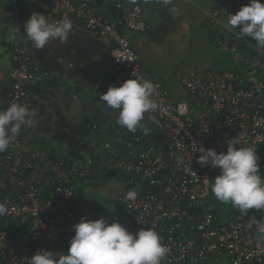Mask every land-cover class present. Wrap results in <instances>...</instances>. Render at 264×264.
I'll use <instances>...</instances> for the list:
<instances>
[{
  "label": "built area",
  "instance_id": "2783aa9c",
  "mask_svg": "<svg viewBox=\"0 0 264 264\" xmlns=\"http://www.w3.org/2000/svg\"><path fill=\"white\" fill-rule=\"evenodd\" d=\"M18 1L28 4L30 15L42 13L50 22L70 18L72 33L84 28L108 38L113 44L111 73L153 82L158 108L145 113L141 122L147 135L140 128L130 132L118 125L104 133L90 125L84 149L67 155L27 149L21 134L28 124H22L8 149L0 152V203L8 208L0 216V264H30L38 250L67 254L73 225L81 217L119 222L132 233L156 230L169 249L162 264H209L223 257L230 264H264V236L256 230L264 210L249 209L243 215L236 209L231 219L221 220L208 202L220 169L198 163L201 147L226 152L227 141L237 136L241 147L256 148L264 178V48L251 37L238 38V27L226 26L229 16L250 0H228L208 14L211 43L228 54L230 63L183 75L187 100H176L164 80L138 61L129 33L148 29L138 10L125 13L121 2L115 5L116 15L107 17L98 12L97 0ZM11 56L14 67L0 110L18 103L33 112L32 87L56 84L20 41L11 42ZM177 157H183V165ZM190 165L193 171H186ZM113 184L117 193L105 202L89 197L91 188ZM129 190L138 193L135 200L126 199Z\"/></svg>",
  "mask_w": 264,
  "mask_h": 264
},
{
  "label": "clouds",
  "instance_id": "9594fccd",
  "mask_svg": "<svg viewBox=\"0 0 264 264\" xmlns=\"http://www.w3.org/2000/svg\"><path fill=\"white\" fill-rule=\"evenodd\" d=\"M226 26L229 30L238 27V38L251 37L258 47L264 48V3L250 0L248 5L229 16ZM72 32L73 22L68 17L50 22L42 13H33L24 24V35L36 49H43L54 40L66 43ZM134 75L133 72L131 77ZM154 87L148 79L129 78L119 86L110 85L100 94L99 100L107 108L118 111L119 125L130 132L140 128L147 135L149 129L141 122L145 113L158 108L153 99ZM33 115L27 105L18 103L0 110V152L8 149L22 124L32 123ZM240 144L241 139L236 136L227 141L226 152L201 147L198 163L220 169L212 185L215 198L232 203L241 214L247 215L249 209L264 210V178L259 175L256 148L241 147ZM177 164H184L183 157H177ZM185 170L193 171L191 165ZM137 195L135 190H129L126 199L135 200ZM7 211V205L0 203V216ZM73 229L75 234L67 254L38 250L31 255L30 264H162L169 252L162 237L151 228L132 233L119 222L109 223L103 217L95 220L81 217ZM256 230L264 236V221H256Z\"/></svg>",
  "mask_w": 264,
  "mask_h": 264
},
{
  "label": "crops",
  "instance_id": "0c3cea01",
  "mask_svg": "<svg viewBox=\"0 0 264 264\" xmlns=\"http://www.w3.org/2000/svg\"><path fill=\"white\" fill-rule=\"evenodd\" d=\"M182 1L97 0V9L101 15L113 17L117 11L115 5L123 2L125 13L139 11L148 29L145 33H129L131 44L142 68L161 79L153 74V56L162 41L157 33L160 31L163 39L170 37L172 27L178 22L177 11L173 9ZM227 1L213 11L221 9ZM30 16L27 3L0 0V104L14 67L11 42L20 41L31 52L34 63L49 72L56 85L65 88L61 90L52 84L32 87L35 108L32 123L21 134L25 146L54 151L57 146H67L68 154L79 153L84 149L88 126L96 125L100 131L109 133L119 125L118 111L107 108L99 96L110 85L119 86L127 78L111 73L112 42L84 28L72 33L66 43L54 40L43 49L34 48L24 35V24ZM207 22L204 18L199 23L210 37Z\"/></svg>",
  "mask_w": 264,
  "mask_h": 264
},
{
  "label": "rangeland",
  "instance_id": "374dc122",
  "mask_svg": "<svg viewBox=\"0 0 264 264\" xmlns=\"http://www.w3.org/2000/svg\"><path fill=\"white\" fill-rule=\"evenodd\" d=\"M222 2L224 0H183L174 7L177 10L178 22L172 27L170 37L163 39L161 32L157 33L162 37V41L153 56V74L162 77L176 99H188V94L181 85V77L187 72L215 71L229 67L228 54L219 52L212 45L210 37L200 25L201 21L207 18L206 14ZM167 76L170 79H167ZM56 152L67 155L68 148L57 146ZM212 185L208 202L214 205L215 212L221 220L227 221L234 216L237 208L230 202L223 203L217 200L212 192ZM117 190V184L107 189L95 187L91 188L89 197L105 202V199L114 196ZM209 264H230V262L227 257H223L218 262Z\"/></svg>",
  "mask_w": 264,
  "mask_h": 264
}]
</instances>
